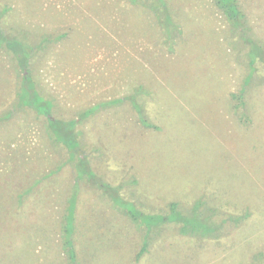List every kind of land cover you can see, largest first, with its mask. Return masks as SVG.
<instances>
[{
  "label": "rangeland",
  "instance_id": "rangeland-1",
  "mask_svg": "<svg viewBox=\"0 0 264 264\" xmlns=\"http://www.w3.org/2000/svg\"><path fill=\"white\" fill-rule=\"evenodd\" d=\"M158 1L0 0V264H70L71 208L74 264H264V63L214 0H165V24ZM239 5L264 52V0ZM172 204L204 226L134 221Z\"/></svg>",
  "mask_w": 264,
  "mask_h": 264
},
{
  "label": "trees",
  "instance_id": "trees-1",
  "mask_svg": "<svg viewBox=\"0 0 264 264\" xmlns=\"http://www.w3.org/2000/svg\"><path fill=\"white\" fill-rule=\"evenodd\" d=\"M157 0H149L152 4H154ZM215 5L217 8L223 13V15L226 17L228 23L231 26L232 31L239 32V37L242 39L244 43H246L249 46V51H248V58L251 60V65L250 69L252 70V73L255 71L253 66L256 64L257 61L264 63V52L262 51L261 47L256 44V42L251 39L252 38V31L251 29L247 26V20L246 16L244 13L241 11V7L239 5V0H214ZM159 7L163 11V20L164 24L166 23V14L169 15V9L167 2L165 0H159L158 1ZM157 11H160L157 8ZM175 32V31H174ZM173 32V33H174ZM176 33V32H175ZM0 37L2 39V42L0 43V47L4 45V40L5 37H3V34L0 30ZM4 41V42H3ZM7 47L11 49L15 55L16 60L18 61L19 65L21 68H27L28 63L30 58V55L26 51L25 45L20 42L16 41L14 39L12 40H7ZM32 49L29 50L32 54L34 52V47H31ZM33 55H31L32 57ZM249 67V65H248ZM247 77V76H246ZM251 75L248 76L245 81H244V86L242 87L241 91L238 92V94H233V98L238 101V107L245 105L246 102V92H247V85L251 82ZM23 79L26 80L24 81V85L21 87L20 92L18 93V104L21 106H31L34 107V109H37L40 113L42 114H49V108L48 104H51L49 102V99H46L40 91L36 88L35 84L30 81L29 76H23ZM29 82V83H28ZM31 93L33 98L29 95ZM142 123L144 124L146 120L143 118L141 119ZM52 122V121H51ZM53 124V122H52ZM54 125V124H53ZM68 147H70V141L65 140L64 141ZM76 147V146H74ZM81 160V158H80ZM175 205H171V211L176 212V216L173 219H170L171 221H166L167 218L162 216V218L158 219L155 218L156 220L151 222L147 220V222L143 219V214H139V219L135 218V222H138L139 220L142 219V221L149 227V229H152V226L155 224H160V223H167V222H174L177 224H181V232L184 234H189L190 231L194 232L193 230H198L200 227L199 225H203L202 223H199V225H194L192 221H189V216H185L182 212L181 214H178L176 210ZM127 214V212H126ZM132 215V213H130ZM73 208H71L70 214L67 216V225H64L62 229V247L63 251L68 257V262L70 264H74L76 261V252H75V246H74V238H73V230H74V225H73ZM128 215V214H127ZM192 216H194L192 214ZM188 219V220H187ZM163 221V222H161ZM218 223V222H217ZM217 223H211L210 226H206L208 229H219L221 224ZM204 226V225H203Z\"/></svg>",
  "mask_w": 264,
  "mask_h": 264
}]
</instances>
